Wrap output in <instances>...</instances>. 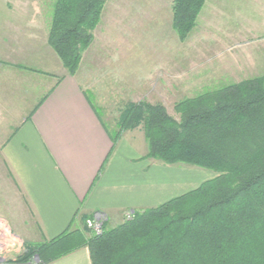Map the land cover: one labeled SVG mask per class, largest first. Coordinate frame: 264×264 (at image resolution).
Here are the masks:
<instances>
[{"label": "crops", "instance_id": "obj_1", "mask_svg": "<svg viewBox=\"0 0 264 264\" xmlns=\"http://www.w3.org/2000/svg\"><path fill=\"white\" fill-rule=\"evenodd\" d=\"M38 24L26 16L0 17V195L7 215L17 218L18 230L10 229L23 244L50 241L70 227L80 229L82 215L92 221L101 215L103 225L114 228L127 212L156 208L195 190L194 171L146 159L140 129L122 133L112 146L103 116L102 105L107 112L114 110L112 105L122 106L120 115L127 103H162L158 87L164 78L176 77L172 64L164 74L165 53L139 76L118 74L121 67L113 57L103 64L90 61L83 69L82 56L70 76ZM107 73L118 81L111 90L103 78ZM49 264L91 261L83 247Z\"/></svg>", "mask_w": 264, "mask_h": 264}, {"label": "trees", "instance_id": "obj_2", "mask_svg": "<svg viewBox=\"0 0 264 264\" xmlns=\"http://www.w3.org/2000/svg\"><path fill=\"white\" fill-rule=\"evenodd\" d=\"M207 0H172L180 43L193 33ZM108 0H55L47 43L70 76L93 42ZM45 95L40 103L46 98ZM127 103L110 138L140 129L146 159L184 164L217 176L156 208L135 212L100 235L79 216L40 244L24 243L14 264H49L86 247L91 264H264V75L176 102Z\"/></svg>", "mask_w": 264, "mask_h": 264}, {"label": "rangeland", "instance_id": "obj_3", "mask_svg": "<svg viewBox=\"0 0 264 264\" xmlns=\"http://www.w3.org/2000/svg\"><path fill=\"white\" fill-rule=\"evenodd\" d=\"M54 1L0 0V17L35 18L39 23L37 26L46 35ZM171 2L108 0L93 32V42L83 53V69L90 61L103 64L113 57L117 60L115 64L121 67L118 74L144 75L154 67L163 51L164 59H169L164 63V74L172 64L176 67V77L170 81L164 78L163 86H159L157 91L167 112L175 119H178L173 112L176 102L264 75V0H207L195 30L184 43L179 42L170 28ZM127 47L130 50L122 53L121 50ZM148 49L155 50L156 54H150ZM171 50L172 53L169 52ZM114 75L107 73L103 76L109 89L118 82ZM123 85L126 86V81ZM126 91L133 96L132 89ZM102 106L106 110L103 113L106 126L110 133L115 134L122 106L117 109L112 105L114 110L110 107V112ZM160 165L179 171H194V188L217 176L212 171L184 164ZM3 176L0 168L1 195ZM1 195L0 215L10 220V228L14 226L18 230L17 218L7 215ZM21 249L24 251V245Z\"/></svg>", "mask_w": 264, "mask_h": 264}, {"label": "built area", "instance_id": "obj_4", "mask_svg": "<svg viewBox=\"0 0 264 264\" xmlns=\"http://www.w3.org/2000/svg\"><path fill=\"white\" fill-rule=\"evenodd\" d=\"M134 217L133 212H127L124 215V221H129ZM104 218L98 215L94 221L87 220L86 226L95 235L102 232ZM23 242L11 231L8 224L0 219V264H14L16 259L21 256ZM21 253V254H20ZM8 258H10L8 260ZM36 258L30 264H37Z\"/></svg>", "mask_w": 264, "mask_h": 264}, {"label": "water", "instance_id": "obj_5", "mask_svg": "<svg viewBox=\"0 0 264 264\" xmlns=\"http://www.w3.org/2000/svg\"><path fill=\"white\" fill-rule=\"evenodd\" d=\"M36 260L38 261L37 257H36Z\"/></svg>", "mask_w": 264, "mask_h": 264}]
</instances>
